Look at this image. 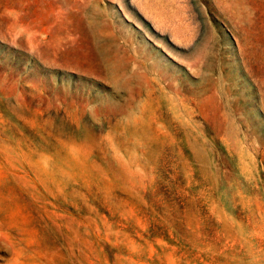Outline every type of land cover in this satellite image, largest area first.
Here are the masks:
<instances>
[{"label":"rangeland","instance_id":"1","mask_svg":"<svg viewBox=\"0 0 264 264\" xmlns=\"http://www.w3.org/2000/svg\"><path fill=\"white\" fill-rule=\"evenodd\" d=\"M0 264H264V0H0Z\"/></svg>","mask_w":264,"mask_h":264}]
</instances>
